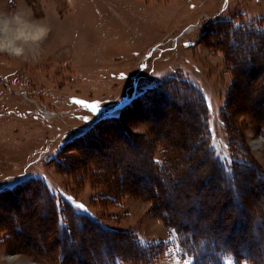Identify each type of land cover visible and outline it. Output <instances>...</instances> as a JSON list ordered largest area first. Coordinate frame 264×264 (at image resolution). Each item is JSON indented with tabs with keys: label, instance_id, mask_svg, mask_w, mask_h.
Here are the masks:
<instances>
[{
	"label": "rangeland",
	"instance_id": "rangeland-1",
	"mask_svg": "<svg viewBox=\"0 0 264 264\" xmlns=\"http://www.w3.org/2000/svg\"><path fill=\"white\" fill-rule=\"evenodd\" d=\"M18 8L51 31L0 54V264H264V0Z\"/></svg>",
	"mask_w": 264,
	"mask_h": 264
},
{
	"label": "clouds",
	"instance_id": "clouds-1",
	"mask_svg": "<svg viewBox=\"0 0 264 264\" xmlns=\"http://www.w3.org/2000/svg\"><path fill=\"white\" fill-rule=\"evenodd\" d=\"M50 31L49 24L26 9L0 10V54L35 59Z\"/></svg>",
	"mask_w": 264,
	"mask_h": 264
},
{
	"label": "trees",
	"instance_id": "trees-1",
	"mask_svg": "<svg viewBox=\"0 0 264 264\" xmlns=\"http://www.w3.org/2000/svg\"><path fill=\"white\" fill-rule=\"evenodd\" d=\"M192 85H193V84H192ZM192 88H193V87H192ZM197 88H198V87H197ZM198 90H199V88H198ZM192 93H193V97H195L197 101H200V102L202 101L203 98H201V96L204 97V95L201 94L202 92L197 91V90L195 89L194 91H192ZM200 94H201V96H200ZM203 101H204V100H203ZM204 102H205V101H204ZM205 104H206V103H205ZM201 143H202V142H201ZM204 143H205V141H204ZM210 147H211V145H209V147H207V148L205 147V149H206V152L209 151V153L211 154V152H212V148L210 149ZM94 222L97 223V224H99V225H102V224H100L98 221H94ZM103 228H104V227H103ZM192 237H193V236H192ZM194 237H195V236H194ZM221 238H223V237H221ZM223 240H224V239H223ZM217 242H218V241H217ZM210 260H211V261H210L211 263H214L212 258H210Z\"/></svg>",
	"mask_w": 264,
	"mask_h": 264
},
{
	"label": "bare ground",
	"instance_id": "bare-ground-1",
	"mask_svg": "<svg viewBox=\"0 0 264 264\" xmlns=\"http://www.w3.org/2000/svg\"><path fill=\"white\" fill-rule=\"evenodd\" d=\"M256 147H260L261 146V142H257L255 143Z\"/></svg>",
	"mask_w": 264,
	"mask_h": 264
},
{
	"label": "snow or ice",
	"instance_id": "snow-or-ice-1",
	"mask_svg": "<svg viewBox=\"0 0 264 264\" xmlns=\"http://www.w3.org/2000/svg\"><path fill=\"white\" fill-rule=\"evenodd\" d=\"M78 207L83 208V205H78Z\"/></svg>",
	"mask_w": 264,
	"mask_h": 264
}]
</instances>
